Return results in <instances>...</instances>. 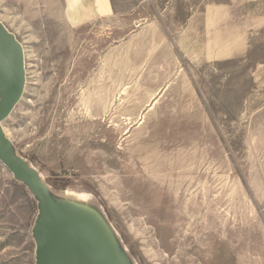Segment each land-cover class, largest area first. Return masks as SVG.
Returning <instances> with one entry per match:
<instances>
[{
  "label": "rangeland",
  "instance_id": "1",
  "mask_svg": "<svg viewBox=\"0 0 264 264\" xmlns=\"http://www.w3.org/2000/svg\"><path fill=\"white\" fill-rule=\"evenodd\" d=\"M0 30L25 76L0 149L61 217L49 259L264 264V0H0ZM44 207L0 156V264H52Z\"/></svg>",
  "mask_w": 264,
  "mask_h": 264
},
{
  "label": "water",
  "instance_id": "2",
  "mask_svg": "<svg viewBox=\"0 0 264 264\" xmlns=\"http://www.w3.org/2000/svg\"><path fill=\"white\" fill-rule=\"evenodd\" d=\"M1 31V30H0ZM3 34V33H2ZM5 35V34H4ZM6 36V35H5ZM7 37V36H6ZM8 38V37H7ZM9 39V38H8ZM10 40V39H9ZM8 73V72H6ZM8 75L10 76V74L8 73ZM18 83H16V79H9V84H8V93L6 96V99L1 107L0 110V116L3 114V112L6 110V108L9 106L11 98L13 96V93L15 91V87ZM0 156L7 160L10 163H13L14 166L19 167L23 173L29 178L31 184L33 185L34 188H36L44 197V201H45V213L49 214L50 217L52 218L53 222H54V226L55 228L52 229L50 232L44 233L39 237L38 240V247L39 250H41V252L44 254L45 259L50 262V263H55L58 260H64L67 264H73L71 259L69 257H67L66 255H61L58 256L54 259H49V257L47 256V253L45 252L44 248H43V241L45 239H47L50 236L59 234L62 229H63V224H62V220L61 217L59 215H57V213L54 211L53 207L51 206V203L49 202L48 198L45 196V193L43 192V189L41 188V185L34 179L30 178V172L29 170H27V168L25 167L24 164H22L21 162H19L18 160L12 158L11 156H9L8 154H6L3 150L0 149ZM104 240V239H103ZM67 243L68 244H75V245H81L83 247V249L85 250V252H88L91 247L90 244H88V242L84 239H80L77 237H73V238H67ZM95 248V247H94ZM94 250V249H93ZM92 253V252H91Z\"/></svg>",
  "mask_w": 264,
  "mask_h": 264
},
{
  "label": "bare ground",
  "instance_id": "3",
  "mask_svg": "<svg viewBox=\"0 0 264 264\" xmlns=\"http://www.w3.org/2000/svg\"><path fill=\"white\" fill-rule=\"evenodd\" d=\"M21 68V61L19 60V50L13 42H11L0 31V71L8 72L11 79H16V83L23 84L24 74L18 75ZM76 203V202H74ZM72 214L75 217H83L87 206L83 204H72Z\"/></svg>",
  "mask_w": 264,
  "mask_h": 264
}]
</instances>
